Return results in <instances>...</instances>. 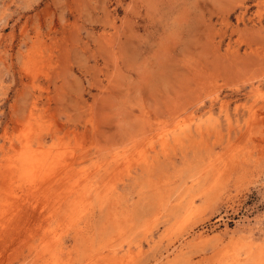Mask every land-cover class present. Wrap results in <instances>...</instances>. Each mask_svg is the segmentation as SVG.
<instances>
[{
    "label": "rangeland",
    "instance_id": "1",
    "mask_svg": "<svg viewBox=\"0 0 264 264\" xmlns=\"http://www.w3.org/2000/svg\"><path fill=\"white\" fill-rule=\"evenodd\" d=\"M0 264H264V0H0Z\"/></svg>",
    "mask_w": 264,
    "mask_h": 264
}]
</instances>
